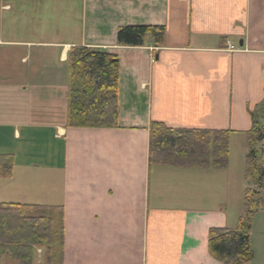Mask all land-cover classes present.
Segmentation results:
<instances>
[{"label":"crops","instance_id":"obj_1","mask_svg":"<svg viewBox=\"0 0 264 264\" xmlns=\"http://www.w3.org/2000/svg\"><path fill=\"white\" fill-rule=\"evenodd\" d=\"M15 4L0 1V155L14 160L0 203L48 207L55 224L62 208V264H222L208 234L238 229L246 213L248 133L264 109V0H82L80 31L52 33L38 31L40 1ZM16 11L31 14V32L6 29ZM132 26L165 27V45H118V28ZM80 46L119 59L117 129L66 127L68 58ZM152 122L228 131L227 168H150ZM41 135L62 146L39 162L29 140ZM258 205L247 264H264V194ZM34 250L32 264H45V249Z\"/></svg>","mask_w":264,"mask_h":264},{"label":"trees","instance_id":"obj_2","mask_svg":"<svg viewBox=\"0 0 264 264\" xmlns=\"http://www.w3.org/2000/svg\"><path fill=\"white\" fill-rule=\"evenodd\" d=\"M150 41L155 47L166 43L162 26L120 27L116 42L139 48ZM68 115L66 127L117 129L119 123V59L87 47H74L69 53ZM252 116L248 133L246 178L256 190L246 193V213L236 230L212 228L208 252L222 264H247L254 253L249 239L250 223L258 211L264 189V109ZM228 131L173 130L161 123L149 127V167L226 169L229 160ZM13 157L0 155V178L10 179ZM46 208L36 205L0 203V259L9 255L19 264H32L34 249H45V264H62L64 248L63 214L58 224L46 216Z\"/></svg>","mask_w":264,"mask_h":264},{"label":"rangeland","instance_id":"obj_3","mask_svg":"<svg viewBox=\"0 0 264 264\" xmlns=\"http://www.w3.org/2000/svg\"><path fill=\"white\" fill-rule=\"evenodd\" d=\"M1 1V0H0ZM5 1L7 4L10 3H17L15 4L18 10H21L22 8L26 7H33L37 1H40V9H42L44 15L39 17L38 19V31H44V32H55L57 30L62 31V26H66L67 29L78 27V31H80L81 28V21L80 23H73L74 21V15L75 18L78 19L81 15V9H82V0H2ZM18 1V2H17ZM64 1H66L64 3ZM35 3V4H34ZM65 4L66 10H63L62 6ZM5 9H8V7H5ZM37 11V9H36ZM77 14L79 17H77ZM4 15H6L4 13ZM31 18V14L27 13L23 15L22 13L16 11L12 12L10 15V20H12L16 25H14V29L8 25L6 28L8 31H16L15 29L20 27L23 32L24 31H30L31 27L34 26V22L29 21ZM66 18V21H63L62 19ZM45 19H48L47 22ZM80 20V18H79ZM25 139V138H24ZM29 156L32 158H35V160H38L39 162H42L44 158H50L55 151L60 148V145L62 146L61 142H56L51 139L50 135H41L39 137H33L31 140H29ZM58 147V148H57ZM56 148V149H55ZM31 153V154H30ZM53 155V156H54ZM41 159V160H40ZM36 255V251L34 252V256ZM0 264H19V262L12 260L11 258H2Z\"/></svg>","mask_w":264,"mask_h":264},{"label":"built area","instance_id":"obj_4","mask_svg":"<svg viewBox=\"0 0 264 264\" xmlns=\"http://www.w3.org/2000/svg\"><path fill=\"white\" fill-rule=\"evenodd\" d=\"M230 51L231 52H236L235 49H234V47H232V46H230Z\"/></svg>","mask_w":264,"mask_h":264}]
</instances>
